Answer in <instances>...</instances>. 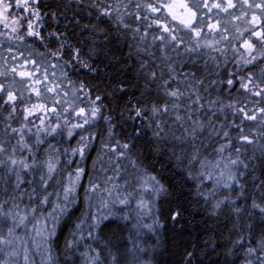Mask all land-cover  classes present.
<instances>
[{"label":"snow or ice","instance_id":"6c2138e0","mask_svg":"<svg viewBox=\"0 0 264 264\" xmlns=\"http://www.w3.org/2000/svg\"><path fill=\"white\" fill-rule=\"evenodd\" d=\"M0 27V111L9 109L0 120V264H34V254L56 264L53 238L77 203L81 164L97 142L92 166L103 184L88 177V210L66 249L82 264H129V252L132 264H155L131 234L130 249L117 232L106 234L131 219L137 236L164 227V183L146 169L147 179L137 176L135 218L126 211L128 181L124 192L118 183L125 163L143 167L137 141L147 131L157 150L171 147L209 216L231 219L229 235L220 234L224 264H264V0H0ZM129 35L125 58L119 45ZM100 56H119L135 73L115 81L120 93L135 88L134 103L97 82ZM64 157L80 163L65 173ZM246 177L259 198L246 193ZM167 215L183 220L179 208ZM195 249H185L182 264H193Z\"/></svg>","mask_w":264,"mask_h":264},{"label":"trees","instance_id":"16d2710c","mask_svg":"<svg viewBox=\"0 0 264 264\" xmlns=\"http://www.w3.org/2000/svg\"><path fill=\"white\" fill-rule=\"evenodd\" d=\"M256 2H259V0H256ZM234 11L237 10L234 9ZM251 11L259 13L260 10L252 9L250 10V14ZM233 23L239 22L236 21ZM205 31H207V29H205ZM133 43L134 41L131 35L128 36L126 41L120 43L119 49L123 57H128L129 48L126 45ZM145 58H147L146 55ZM118 60L119 56L115 60L111 57H98L99 80L97 82L100 83L107 92L115 94L117 97L126 95L127 99L132 100L134 103L135 97L132 93L135 92V88L130 87L127 93H120L115 85L117 79H124L128 82V78H133L135 76V73L131 70L125 72L124 68L126 66L118 63ZM135 63V56L128 60V66L135 65ZM73 79H76V76H73ZM130 82L133 84L136 83L135 79H131ZM125 102L126 101H121L120 103L123 105ZM8 111L7 107H5L3 111H0V120H3ZM101 130H103L102 122ZM13 143H15V141H13ZM154 143L155 141L151 132L147 131L145 136L137 141L143 167L141 168L138 166L134 168L131 163H125L122 169L124 170L123 174L128 176V179L135 175L139 176L138 174L147 177L143 171V169H146L148 174L154 175L169 189L170 195L165 199H168L170 202L168 204H160L162 212L160 221L164 227L159 229L156 233L158 237V243L156 245L160 247V254L155 264H182V261L186 259L184 256L185 249L192 250L193 245L196 246L193 264H224L225 256L223 255V245L226 241L221 239L220 234H223L224 237L229 235L228 229L231 227V219L226 215L220 216L219 219L210 217L208 211L205 210L207 205L196 194L195 185L191 180L187 179L184 168L178 167L177 161L172 158L171 147L164 146V142H161L159 150H157L156 147H153ZM70 144L73 146V141H71ZM98 148L99 144L97 142L93 144L92 148L88 151L87 159L82 164L86 169V175L81 181L80 189H78L77 203L71 207L69 215L61 218L56 235L53 238L52 252L56 264H81L79 254L73 253L70 249H66V241L72 239L71 232L75 223L81 217L82 212L88 210V204L84 199V188L87 187L89 176L94 180H98L99 165H97L95 172H93L92 166V161L96 159ZM176 152L179 153V148L176 149ZM133 159L135 160L136 157L134 156ZM66 160L67 157L62 158L61 163V167H64L65 173L73 169V167L67 168ZM63 179L66 181V175ZM245 179L247 180L246 193L255 195L259 198V193L252 187L251 180L247 177ZM52 190L53 188L50 187L49 191ZM55 190L59 191L60 189L56 186ZM50 199L54 201L55 196ZM176 208L181 209L183 213V220L180 224H174L167 215L169 209L174 210ZM50 210L51 208L49 207L47 211ZM132 225L133 223L130 220L126 222V226L120 229H116L110 224V227L106 229V234L111 236L113 232H117L123 240L128 239L131 231L133 234L136 231ZM84 227L86 228L87 225H84ZM136 239H139V237H136ZM205 241H208V243L206 244ZM212 244H217L218 247L212 248ZM130 247L131 245L128 244V248ZM208 252H211V255H206ZM228 259L231 260L230 257ZM36 264H40V262L37 261Z\"/></svg>","mask_w":264,"mask_h":264},{"label":"rangeland","instance_id":"374dc122","mask_svg":"<svg viewBox=\"0 0 264 264\" xmlns=\"http://www.w3.org/2000/svg\"><path fill=\"white\" fill-rule=\"evenodd\" d=\"M230 11H234V9H230ZM223 15H224V13H221V16H223ZM72 141H73V146H75V139H73ZM68 143H71V141H68L65 144V146H67ZM77 163H80L78 157L75 159V161L71 165H67V168L69 169V168L73 167V169H74L76 167V164ZM82 164H81V166H82ZM122 167L124 168V165ZM123 171L124 170L121 168V173H120L121 174V180L118 182L121 185L120 191L121 192H124L125 189H124L123 186H124L125 180H127L128 181L127 190L133 192V198H132L133 202L131 203L129 209H126V211H128V213H129V215L131 217L135 218L136 217V203H135V201L140 198V195H139L140 190H139V187L138 186L141 183V181L137 179V175H135V174H134L135 176H132V177H130V179H128V176L124 175L123 174ZM107 174L108 175H112L111 172H109ZM104 175L105 174L101 171V168L99 166L98 181L100 183H102V184H103V180H104ZM138 175L140 177H142L143 179H147V177H145V176H143L141 174H138ZM112 183H116V181H113ZM108 187H111V185L109 184ZM223 194H224L223 192L220 193V195H223ZM233 195H235V193ZM144 198L145 199H148L149 197L147 195H145ZM92 203H93V205H95L96 203H98V201L94 199L92 201ZM91 211L92 212H95L96 211L95 207H93L91 209ZM130 221L132 223H135V219H131ZM143 223H152V219L149 218V217H147V216H145L144 217V220H143ZM49 226H51L50 223H49ZM140 233L141 234L139 236H137L136 235V231L134 232V234L131 231L132 237L134 239H136V237H139V239H136V240H138L139 243L143 244L144 247H146V248L149 249V254L152 255V256H154V261H156V259L158 258L159 254H160V247L156 245L157 244V240H158L157 235L156 234H152V233H148L147 230L146 229H143V228L140 229ZM124 241L127 242L129 245H131V243L128 242V239H125ZM153 245H155V251L154 252H152V246ZM81 247H82V245H81ZM105 255H106V253H105ZM140 256H141V259L144 258V255L143 254H140ZM127 259L129 261V264H132L133 256H132V253L131 252H129ZM40 260H41L40 256L38 254H34V264H36L37 261L40 262ZM80 263L82 264V261H80ZM21 264H22V260H21Z\"/></svg>","mask_w":264,"mask_h":264},{"label":"flooded vegetation","instance_id":"af4514ba","mask_svg":"<svg viewBox=\"0 0 264 264\" xmlns=\"http://www.w3.org/2000/svg\"><path fill=\"white\" fill-rule=\"evenodd\" d=\"M0 31H5L2 27H0ZM0 39H4L6 42V38L5 37H0Z\"/></svg>","mask_w":264,"mask_h":264}]
</instances>
